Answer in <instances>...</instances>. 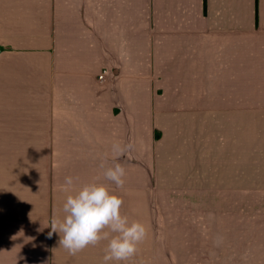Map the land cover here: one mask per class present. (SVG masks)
Returning a JSON list of instances; mask_svg holds the SVG:
<instances>
[{"label": "crops", "instance_id": "0c3cea01", "mask_svg": "<svg viewBox=\"0 0 264 264\" xmlns=\"http://www.w3.org/2000/svg\"><path fill=\"white\" fill-rule=\"evenodd\" d=\"M91 182L147 230L109 264L167 225L173 264L264 257V0H0V264H104L49 235Z\"/></svg>", "mask_w": 264, "mask_h": 264}, {"label": "clouds", "instance_id": "9594fccd", "mask_svg": "<svg viewBox=\"0 0 264 264\" xmlns=\"http://www.w3.org/2000/svg\"><path fill=\"white\" fill-rule=\"evenodd\" d=\"M134 145L128 143L121 147L119 143L112 145L114 157L124 152L132 151ZM100 167L107 180L123 188L126 169L121 163L115 162L105 168V162ZM73 178L66 177L61 185V191H72ZM123 200L99 182L83 184L74 194H68L63 204L64 216L61 218L54 212L50 221L51 232L60 236V247L70 255L75 256L89 245L95 246L106 240L104 249V264L110 261H128L138 252V245L142 243L147 230L143 223L130 221L127 215L121 213Z\"/></svg>", "mask_w": 264, "mask_h": 264}, {"label": "rangeland", "instance_id": "374dc122", "mask_svg": "<svg viewBox=\"0 0 264 264\" xmlns=\"http://www.w3.org/2000/svg\"><path fill=\"white\" fill-rule=\"evenodd\" d=\"M171 234V226L167 225L163 233H157L158 241L149 243V254H152L149 255V264H173ZM195 254L197 255L196 251ZM190 264H264V257L254 259L223 257V251H220V243L217 241L212 245L210 257H206L204 261L203 258L196 256L190 259Z\"/></svg>", "mask_w": 264, "mask_h": 264}, {"label": "built area", "instance_id": "2783aa9c", "mask_svg": "<svg viewBox=\"0 0 264 264\" xmlns=\"http://www.w3.org/2000/svg\"><path fill=\"white\" fill-rule=\"evenodd\" d=\"M99 79H100L101 83H104V82H105V74H104V73L101 74V75L99 76Z\"/></svg>", "mask_w": 264, "mask_h": 264}]
</instances>
